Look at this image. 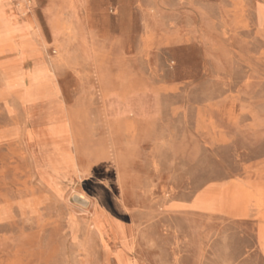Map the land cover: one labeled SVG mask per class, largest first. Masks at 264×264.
<instances>
[{"label": "rangeland", "instance_id": "1", "mask_svg": "<svg viewBox=\"0 0 264 264\" xmlns=\"http://www.w3.org/2000/svg\"><path fill=\"white\" fill-rule=\"evenodd\" d=\"M259 184L264 0H0V264H264Z\"/></svg>", "mask_w": 264, "mask_h": 264}, {"label": "bare ground", "instance_id": "2", "mask_svg": "<svg viewBox=\"0 0 264 264\" xmlns=\"http://www.w3.org/2000/svg\"><path fill=\"white\" fill-rule=\"evenodd\" d=\"M55 19H58V18H55ZM51 22V21H50ZM58 24V20H55L54 22V28L57 26ZM9 152V150H8ZM91 176V175H90ZM27 180V179H26ZM75 182V181H74ZM256 187L260 188L261 190L264 191V184H259L257 185ZM255 191V190H254ZM254 193V192H253ZM256 193V192H255ZM229 197L231 198L230 201H237V200H242L244 201L248 206H249V203L251 202L252 200V196H251V193L249 192V190H245L243 188H232L229 190ZM74 195V194H72ZM264 195V194H262ZM72 197V196H71ZM256 198V196H255ZM253 202V201H252ZM88 203V202H87ZM257 204V203H256ZM86 206V205H85ZM257 206V205H256ZM258 206L261 208V209H264V199L262 200H259L258 201ZM80 207V206H79ZM244 207H247V206H244ZM246 212V211H245ZM96 228V227H95ZM117 230V229H116ZM118 231V230H117ZM13 261H15L13 259ZM7 262V261H6ZM17 262V261H16ZM11 263V262H10ZM15 264V263H14Z\"/></svg>", "mask_w": 264, "mask_h": 264}, {"label": "crops", "instance_id": "3", "mask_svg": "<svg viewBox=\"0 0 264 264\" xmlns=\"http://www.w3.org/2000/svg\"><path fill=\"white\" fill-rule=\"evenodd\" d=\"M238 219L250 222L253 226L254 231L257 234L256 236H259V230L262 225H264V220L261 217L260 210L256 207L254 202L248 206V213L244 216H239Z\"/></svg>", "mask_w": 264, "mask_h": 264}]
</instances>
